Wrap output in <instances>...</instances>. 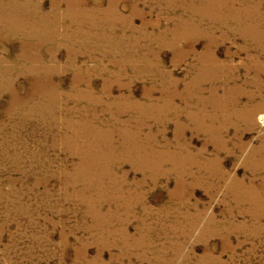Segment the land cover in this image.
Masks as SVG:
<instances>
[{
	"label": "rangeland",
	"instance_id": "1",
	"mask_svg": "<svg viewBox=\"0 0 264 264\" xmlns=\"http://www.w3.org/2000/svg\"><path fill=\"white\" fill-rule=\"evenodd\" d=\"M180 1L0 0V264H264V93L249 84L264 85V72L244 69L245 54L238 69L223 64L247 45L241 31L264 30V0H219L214 22ZM100 10L125 26L72 24ZM188 23L201 28L198 53L208 45L219 59L210 74L237 77L230 88L198 79L189 89L201 65L181 52ZM138 60L151 72L125 64ZM122 95L128 107L155 102L158 119L133 108L119 116ZM111 108L122 119L100 128L126 126L108 138L73 127L90 153L80 162L64 145V120Z\"/></svg>",
	"mask_w": 264,
	"mask_h": 264
},
{
	"label": "bare ground",
	"instance_id": "2",
	"mask_svg": "<svg viewBox=\"0 0 264 264\" xmlns=\"http://www.w3.org/2000/svg\"><path fill=\"white\" fill-rule=\"evenodd\" d=\"M73 1V0H72ZM79 1V0H78ZM82 1V0H81ZM102 1V0H101ZM202 1V0H201ZM204 1V0H203ZM84 2V1H83ZM89 2V1H87ZM177 2V1H176ZM193 2L194 0H190V2L187 0H182L180 1L179 3L181 4L180 6L185 10L184 12H190L192 14V16H200L202 17L203 20H209V21H213L214 20H220V14L223 10H221V7L220 6V1L219 0H205L204 3H200L202 4L201 6H198V5H193ZM262 2V1H261ZM67 3H70V2H67ZM75 3V2H74ZM183 3H186V6L183 4ZM238 3V2H237ZM16 4V3H15ZM114 4V3H113ZM85 5V4H84ZM173 5L174 4H170L169 7L173 9ZM179 5V4H177ZM73 6V4L71 5ZM75 6V4H74ZM78 7V5H76ZM86 6V5H85ZM198 6V7H197ZM230 6V3H228V7L227 9L229 8ZM70 7V6H68ZM67 7V9H69ZM17 8V7H16ZM85 8V7H83ZM66 9V11H67ZM80 9V8H79ZM82 9V8H81ZM80 9V10H81ZM88 9V8H87ZM98 9V8H97ZM73 10V9H72ZM225 10V9H224ZM65 11V10H64ZM83 11V10H82ZM179 11V10H178ZM68 12H70L68 10ZM81 12V11H80ZM87 12V11H86ZM104 13L105 17H101V13ZM230 12L233 13L232 10H230ZM239 12V10H236V13L234 14V18L235 20H241V15H240V12L239 14H237ZM249 12V11H247ZM74 13V12H72ZM88 13V12H87ZM217 13H220V14H217ZM82 14V13H81ZM92 14V13H91ZM112 16H110V15ZM237 14V15H236ZM89 15V14H88ZM119 15V14H118ZM189 15V14H187ZM227 15V14H226ZM64 16V15H63ZM123 16V15H122ZM209 19H207L208 17ZM229 16V15H228ZM231 16V15H230ZM78 17V16H77ZM83 17V16H82ZM248 18H251L252 15H250L249 13V16H247ZM246 17V19H247ZM55 18V17H54ZM67 18V17H66ZM146 18V17H145ZM227 18V17H226ZM230 18V17H229ZM68 19V18H67ZM81 19V18H80ZM201 19V20H202ZM223 19V18H222ZM221 19V21H222ZM73 20V19H72ZM76 20V18H75ZM74 20V21H75ZM225 20V19H224ZM228 20V19H227ZM232 20V19H231ZM69 21V20H68ZM126 21V20H125ZM171 21V19H170ZM176 21V20H175ZM77 22H80V24H84V23H87V22H91L92 25L96 26L97 23H103V24H106V25H110V26H119V25H124V23L122 22V20H120V17L116 16L115 15V12L113 10H110V11H101L99 13H94V15L90 16V19H86L85 21L82 19V20H79V21H75L73 22L72 24L73 25H76ZM132 22V21H131ZM145 22V21H144ZM186 22V21H185ZM183 21L182 23V26L184 25L185 23ZM219 22V21H218ZM6 23V22H5ZM14 22H12L13 24ZM27 24V23H26ZM25 24V25H26ZM71 24V22H70ZM129 24V23H128ZM189 24V23H188ZM187 24V25H188ZM215 24V23H214ZM219 24V23H218ZM85 25V24H84ZM186 25V26H187ZM191 26H193L190 30L189 35H188V39H184L186 40V42L188 43L186 48L185 49H182L181 52H183L182 54L183 55H188L189 57L192 56L194 58V60L196 61V66H199L201 65V67H197V75L195 76H198L196 79H194L193 81H191L189 84V89H191L190 85L193 84L194 86H196L198 84H196V81L198 79H202L203 82H207L208 84L210 83V85H215V86H222L221 88H226V87H229L230 88V84L232 82H234L236 80V78L234 77V73L233 71H231V73L229 74H225V75H220V73L222 72L220 69H219V74L218 75H215L214 74H210L211 72H213L215 70V67L217 66V64L219 63V59H217L218 57H216V54L214 51L211 50L210 46H206V49L204 50L203 53H198V51L196 50V43L201 40L202 37V32H201V28L198 24L196 23H191L189 24ZM148 26V24H147ZM198 26V27H196ZM227 26V24L225 25ZM30 27V26H29ZM133 27V26H132ZM190 27V26H189ZM228 27V26H227ZM257 27V26H256ZM254 26V28H256ZM60 28V27H59ZM181 28V27H180ZM179 28V29H180ZM184 28V27H183ZM186 28V27H185ZM214 28V27H213ZM236 28V27H235ZM240 28V27H239ZM254 28H250L248 30H243L240 32V35L242 36V39L245 43H247V45L245 46H238L237 49L238 51L236 53H231V51L226 55L227 56V62L223 61V64L224 65H227L228 67H230L231 69L235 70L237 68V66L235 65V58L236 57H241L240 55L241 54H245V60H246V63H244L243 65V68L248 70V62H252L253 63V67L254 69H256L257 72H264V65L261 64L262 62V59L264 58V30H255ZM146 29V28H145ZM190 29V28H188ZM204 29V28H203ZM219 29V28H218ZM227 29V28H226ZM224 29V30H226ZM241 29V28H240ZM208 31L210 30H213L212 28H208L206 29ZM220 30V29H219ZM229 30V29H228ZM227 30V31H228ZM236 30V29H235ZM185 31V30H184ZM203 31V30H202ZM217 31V30H216ZM230 31V30H229ZM228 31V32H229ZM237 31V30H236ZM19 32V30H18ZM178 32V31H177ZM180 32V30H179ZM182 32V31H181ZM220 32V31H219ZM239 32V31H238ZM34 33V32H33ZM68 33V32H67ZM173 33V32H172ZM223 33V32H222ZM227 33V32H226ZM235 33V32H234ZM171 34V33H170ZM181 34V33H180ZM73 35V34H72ZM209 35V34H208ZM225 35V33H224ZM234 35V34H233ZM238 35V34H237ZM175 36V35H174ZM207 36V34H206ZM213 36V35H211ZM72 37V36H71ZM178 37V36H177ZM219 37V36H218ZM240 37V36H239ZM39 38V37H38ZM70 38V37H69ZM175 38V37H174ZM183 38V37H182ZM205 38V37H204ZM224 38V37H223ZM236 38V37H235ZM72 39V38H71ZM213 40V39H212ZM223 40V39H222ZM228 40V38H227ZM32 41V40H31ZM68 41V40H67ZM208 41V39H207ZM211 41V40H210ZM226 40H224L225 42ZM209 42V41H208ZM207 42V43H208ZM219 42V41H218ZM235 42V41H234ZM210 43V42H209ZM182 44V43H181ZM214 44V43H213ZM84 45V44H83ZM172 45V44H171ZM176 45V44H175ZM174 45V46H175ZM210 45V44H209ZM240 45V44H239ZM236 46V45H235ZM38 48V47H37ZM84 48V47H83ZM125 51V50H124ZM83 53V52H82ZM207 54L210 56L211 58V61H209V65H204L202 64V61H203V58H205L207 56ZM207 56V57H209ZM189 59V58H188ZM209 59V58H207ZM2 60V59H1ZM201 60V61H200ZM10 61V60H9ZM41 61V60H40ZM181 61V60H180ZM248 61V62H247ZM137 62V63H136ZM206 62V61H205ZM204 62V63H205ZM120 63V62H119ZM148 62L146 61H142V60H138V61H129L128 63H125L127 65L130 66V68H132V71L133 72H139V73H146V72H151V69H152V66H149L147 65ZM207 63V62H206ZM205 63V64H206ZM106 64V63H105ZM110 64V63H109ZM144 64L145 68L142 69L140 66ZM53 65V64H52ZM72 65V64H71ZM112 65H114L112 63ZM117 65V63H116ZM119 65V64H118ZM152 65V64H151ZM162 65V64H161ZM9 66V65H8ZM17 66V65H16ZM54 66V65H53ZM78 66V65H77ZM166 66V65H165ZM122 67V66H121ZM125 67V66H124ZM13 68V67H12ZM165 68V67H164ZM2 69V68H1ZM27 69V68H26ZM158 69V67H157ZM160 69V68H159ZM158 69V70H159ZM238 69V68H237ZM109 70V68H108ZM124 70V69H123ZM195 70V71H196ZM16 71V70H15ZM34 71V70H33ZM39 71V70H38ZM52 71V70H51ZM107 71V70H106ZM128 71V70H127ZM37 72V71H36ZM82 72V71H81ZM154 72V71H153ZM156 72V71H155ZM161 72V71H160ZM226 72V71H225ZM229 72V71H227ZM17 73V72H16ZM39 73V72H37ZM103 73V72H102ZM105 73V72H104ZM238 73V72H237ZM156 74V73H155ZM206 74V75H205ZM208 74V75H207ZM25 75V74H24ZM39 75V74H37ZM83 75V74H82ZM148 76V75H146ZM160 78V77H159ZM5 79V77H4ZM83 79V78H82ZM166 79V78H165ZM261 79V78H260ZM14 80V78H13ZM4 81V80H3ZM81 81V80H80ZM178 81L180 80H176L175 82L172 81V86H176ZM15 82V81H14ZM78 82V81H77ZM227 83V85H222V83ZM4 83V82H3ZM82 83V82H81ZM219 83V84H218ZM202 84V83H201ZM249 84H251L253 87L255 86L256 90L258 93H260L261 95L264 93V85L262 84V82L256 78V81H249ZM9 85V83H8ZM39 85H42V84H39ZM157 85V84H156ZM43 86V85H42ZM193 86V87H194ZM75 87V86H74ZM78 87V86H77ZM171 87V85H170ZM178 87V86H177ZM187 87V85H186ZM195 88H199V87H195ZM212 88V87H211ZM214 88V87H213ZM7 89V87H6ZM9 89V88H8ZM173 89V88H172ZM172 89H170L172 91ZM188 89V90H189ZM15 90V89H14ZM106 92L107 93H110V90L108 88H105ZM200 92H202V89H198ZM5 91V90H4ZM9 91V90H8ZM154 91V90H153ZM263 91V93H261ZM42 92V91H41ZM45 92V91H44ZM216 91L214 90H211V94H212V97L210 98V102H213V103H218V101L216 100V95L219 93L217 92L216 94H214ZM166 93V92H165ZM175 93V92H174ZM13 95V94H12ZM53 95V94H52ZM113 95V94H111ZM260 95V96H261ZM54 96V95H53ZM170 96V95H169ZM47 97V96H46ZM56 97V96H55ZM129 96H120L119 98H117V103L112 105L114 106V108L116 107V113H118L119 116H123V115H126V116H130L131 115V111H132V108L133 110H137L138 113L140 114H143L145 112V114L142 116V118H144L145 120H148V119H158L157 117H155L153 114H152V108L153 107H156L157 105H155V102L154 104H145V105H141L142 107H140V104H135L136 107H128V105H121L122 103H125L124 101L126 99H128ZM149 99H151V96L148 95L147 96ZM253 97V96H252ZM257 96L254 95V98H256ZM15 98L17 99V96H15ZM53 100L55 99L54 97H52ZM80 98V97H79ZM93 102L95 103H102V101H99L95 98H92V97H89ZM154 98V97H152ZM171 98V97H170ZM192 98H195V97H192ZM51 99V98H50ZM64 99V98H63ZM62 99V100H63ZM89 99V100H90ZM19 100V99H17ZM57 99H55L56 101ZM153 100V99H152ZM155 100V98H154ZM153 100V101H154ZM172 100V99H170ZM69 101V100H67ZM15 102V101H14ZM116 102V101H115ZM151 102V101H150ZM158 102L160 103V101L158 100ZM26 103V102H25ZM57 103V102H56ZM166 103V98L164 99V104ZM170 103V101H169ZM129 104V103H128ZM163 104V105H164ZM14 105V104H12ZM51 105V104H50ZM154 105V106H152ZM134 106V105H133ZM168 106V105H167ZM165 106V107H167ZM257 106V105H256ZM157 108V112L159 110H161V107H156ZM171 107L169 106V112L172 111L170 109ZM15 109V108H14ZM38 109V108H37ZM165 109V108H164ZM98 110V109H97ZM97 110H94V109H88V110H81L80 114H79V118L78 119H75L73 118V116H70L72 118L70 119H66L64 120L65 123L63 124L64 125V128L65 130H67V132H69V135L66 136V137H63V141H64V145L65 147L68 149V151L70 152V154H72L74 157H77V159L79 160L80 159V162L81 161H85L86 158L89 157L90 153H89V149H87L82 143H78L76 142L74 139H73V136L71 135L73 133V127H76L78 128V135L79 136H84V137H87V138H95L98 140V139H102V138H108L109 136L113 135V132H116V131H121L120 127L121 126H126V125H119V126H116V127H113L112 129H107L109 131H105L104 128H100V125L101 126H104L105 124L107 123H110V126H114L117 122L116 121H120L122 118H119L116 113L114 112L115 110H112L111 109H104V110H100V111H97ZM166 110V109H165ZM62 111V110H61ZM76 111V110H75ZM12 112V111H11ZM72 112V111H71ZM59 113V112H58ZM57 113V114H58ZM62 113V112H61ZM66 113V111H65ZM75 113V112H74ZM100 113H106V115H108V117L106 118V120L104 121L102 118H100L102 115ZM162 113V112H160ZM68 114V113H67ZM71 114V113H70ZM164 114V113H163ZM17 115V114H16ZM49 115V114H48ZM62 115V114H61ZM60 115V116H61ZM66 115V114H65ZM249 117L245 119V121L249 124V125H252L254 123V114L252 112H249ZM13 116V115H12ZM63 116V115H62ZM61 116V117H62ZM116 116V117H115ZM75 117V116H74ZM78 117V115H77ZM158 117H159V113H158ZM126 118V117H125ZM63 119V118H62ZM55 120V119H54ZM260 122H262L264 124V115L260 116L259 118ZM63 121V120H62ZM128 122V124L131 123V121L128 119L126 120ZM126 121H122L123 123H126ZM59 122V121H57ZM116 122V123H115ZM58 124V123H57ZM103 124V125H102ZM99 126V128L96 127ZM96 127V128H95ZM109 127V126H108ZM63 128V129H64ZM64 131V130H63ZM223 133V132H222ZM98 142V141H97ZM90 148H91V145H90ZM128 151V150H127ZM126 153V152H125ZM76 163V166H75V171H76V174H78L77 172L79 170L82 169V163ZM71 174V173H70ZM72 176V175H71ZM67 177V175H66ZM69 177V176H68ZM67 177V178H68ZM69 179V178H68ZM256 184V183H255Z\"/></svg>",
	"mask_w": 264,
	"mask_h": 264
}]
</instances>
